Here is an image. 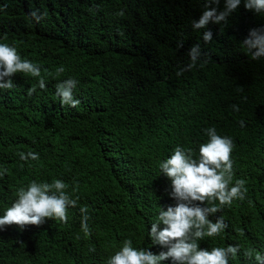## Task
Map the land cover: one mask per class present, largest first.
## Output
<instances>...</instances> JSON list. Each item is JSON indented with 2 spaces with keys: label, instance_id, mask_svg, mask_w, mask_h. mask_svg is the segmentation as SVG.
I'll list each match as a JSON object with an SVG mask.
<instances>
[{
  "label": "trees",
  "instance_id": "trees-1",
  "mask_svg": "<svg viewBox=\"0 0 264 264\" xmlns=\"http://www.w3.org/2000/svg\"><path fill=\"white\" fill-rule=\"evenodd\" d=\"M206 5L222 11L225 0H0V41L39 64L46 82L45 89L38 85L44 94L37 108L25 113L35 117H0V185L27 188L33 180L61 179L77 200L66 223L35 237L30 262L53 252L37 264H65V252L72 255L66 264H84L94 254L106 258L110 243L123 236L148 234L137 222L148 185L155 184L147 175L158 176L157 161L177 145L198 158L208 128L233 140V183L244 179L247 188L243 200L220 213L250 247L264 244V57L252 59L243 46L250 29L264 28V12H251L241 0L226 22L195 29ZM33 12L47 15L37 22ZM197 44L196 66L178 75ZM61 66L65 71L56 76ZM68 78L78 81L75 108L56 96L57 84ZM21 152L39 159L21 160ZM117 165L128 166L142 183L139 194L119 181ZM164 204L153 206L156 217ZM237 220L240 227L232 225ZM65 229L72 240L62 251ZM225 233L206 240L222 241Z\"/></svg>",
  "mask_w": 264,
  "mask_h": 264
},
{
  "label": "clouds",
  "instance_id": "clouds-1",
  "mask_svg": "<svg viewBox=\"0 0 264 264\" xmlns=\"http://www.w3.org/2000/svg\"><path fill=\"white\" fill-rule=\"evenodd\" d=\"M208 3L218 5L219 0H208ZM240 3L241 0H225L222 11L206 5L193 27L204 28L210 21L226 22ZM244 6L251 12H264V0H244ZM119 14L123 15V12ZM31 15L39 22L47 13L38 15L33 12ZM203 39L206 43L211 42V31H206ZM7 43L0 41V117H35L25 113L36 109L44 94L38 90V85L40 89L46 87L41 66L22 59L16 47ZM243 46L252 59L264 57V28L250 29ZM200 55L199 44L194 45L189 51L190 63L177 74L195 67ZM64 71L63 66L57 68L56 76ZM77 83L76 79L68 78L57 84L56 96L62 106L75 108L80 104L73 95ZM233 108L239 110L235 105ZM205 131L209 140L200 145L198 158H194L191 148L177 145L169 158L157 161L158 176L147 175L155 184L148 185L146 198L140 202L141 216L137 222L145 225L144 233L148 234L139 239H125L123 236L114 244L110 243L112 252L106 258L94 254L84 264H248L250 261L264 264V244L250 247L248 242L237 237L236 231L227 225L220 213L224 205H231L236 199L243 200L247 192L244 179H236L233 183V140L218 135L215 128ZM19 155L21 160L39 159V154L34 152ZM142 163L143 170L148 172L145 169L148 168L147 159ZM115 171L123 186L132 187L139 194L142 183L132 175L128 166L117 165ZM67 188L61 179L52 183L33 180L27 188L23 185L4 190L0 185V264H37L47 260L53 252L30 262L35 251V237L43 234L47 227L54 228L70 219L68 208L75 207L77 200L70 197ZM163 203L156 217L153 206L158 204L160 207ZM80 211L83 214L81 228L87 237L91 234L87 208ZM232 225L240 227L241 224L237 220ZM221 233H225L222 241L211 244L206 240ZM71 240L65 229L58 250L65 251ZM63 254L66 264L72 255Z\"/></svg>",
  "mask_w": 264,
  "mask_h": 264
}]
</instances>
